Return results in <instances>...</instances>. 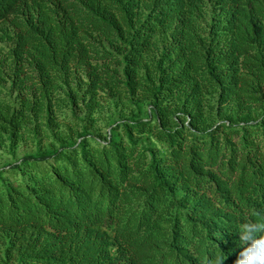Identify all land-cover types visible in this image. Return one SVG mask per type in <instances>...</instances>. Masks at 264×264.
<instances>
[{
	"label": "trees",
	"instance_id": "trees-1",
	"mask_svg": "<svg viewBox=\"0 0 264 264\" xmlns=\"http://www.w3.org/2000/svg\"><path fill=\"white\" fill-rule=\"evenodd\" d=\"M41 123L0 169V264H233L264 221V0H0V144Z\"/></svg>",
	"mask_w": 264,
	"mask_h": 264
},
{
	"label": "rangeland",
	"instance_id": "rangeland-1",
	"mask_svg": "<svg viewBox=\"0 0 264 264\" xmlns=\"http://www.w3.org/2000/svg\"><path fill=\"white\" fill-rule=\"evenodd\" d=\"M77 80L78 79H76V81ZM8 90L9 88L6 86V92ZM63 95L64 92L57 95L55 100L56 105L52 110L51 119L54 120V131L66 133L68 128L72 126L74 119L71 117L72 111L70 107L63 106L61 103ZM3 97L6 98V95ZM11 97L14 98L15 93H12ZM100 102L102 107L95 111L94 123L88 127V130L95 135H100L103 137L109 132V122L111 118L114 117L115 112H117L119 108L115 107L113 104H111V102L104 98H101ZM73 113L77 117L81 116L78 110H74ZM46 127L47 126L45 124L41 123L38 133L25 131L22 140L19 142L10 143L9 141H5L4 143L0 144V169L6 165L15 163L26 155L34 154L38 149L49 147L52 138L48 135L50 130H46Z\"/></svg>",
	"mask_w": 264,
	"mask_h": 264
},
{
	"label": "clouds",
	"instance_id": "clouds-1",
	"mask_svg": "<svg viewBox=\"0 0 264 264\" xmlns=\"http://www.w3.org/2000/svg\"><path fill=\"white\" fill-rule=\"evenodd\" d=\"M241 250L233 264H264V221H243L235 230ZM226 256H216L212 264H222Z\"/></svg>",
	"mask_w": 264,
	"mask_h": 264
}]
</instances>
